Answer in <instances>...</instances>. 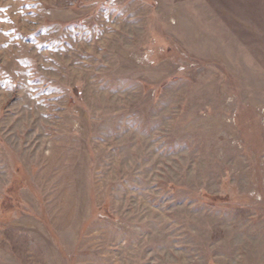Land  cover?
Returning <instances> with one entry per match:
<instances>
[{"label":"rangeland","instance_id":"rangeland-1","mask_svg":"<svg viewBox=\"0 0 264 264\" xmlns=\"http://www.w3.org/2000/svg\"><path fill=\"white\" fill-rule=\"evenodd\" d=\"M0 264H264V0H0Z\"/></svg>","mask_w":264,"mask_h":264}]
</instances>
